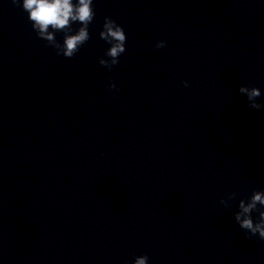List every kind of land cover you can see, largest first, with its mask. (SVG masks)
Listing matches in <instances>:
<instances>
[{"label": "clouds", "instance_id": "clouds-1", "mask_svg": "<svg viewBox=\"0 0 264 264\" xmlns=\"http://www.w3.org/2000/svg\"><path fill=\"white\" fill-rule=\"evenodd\" d=\"M16 6H21V0H11ZM22 10L27 13L37 37L46 41L47 45L56 50L58 56L74 57L90 39L89 25L95 18L93 0H22ZM73 24H79L73 29ZM63 33V41L59 42L56 33ZM99 38L110 45L104 52V57L98 63L111 71L119 64L120 56L126 51L127 36L123 27L111 17L105 16ZM167 41L159 40L155 49L166 47ZM106 57V58H105ZM189 87L187 81L182 82ZM113 89L119 91L114 81H109L107 92ZM238 93L247 97V105L253 110H264V102H257L262 93L255 86L240 85ZM237 193L229 192L219 200V204L230 208L231 202L236 200ZM253 213H257L254 218ZM234 220L245 237L251 240L258 237L264 241V189H254L250 196L241 198L238 202V211L233 213ZM149 257L144 254L134 258L132 264H148Z\"/></svg>", "mask_w": 264, "mask_h": 264}]
</instances>
